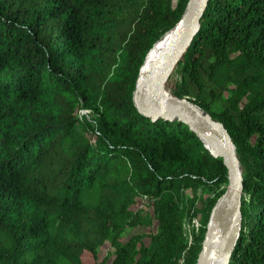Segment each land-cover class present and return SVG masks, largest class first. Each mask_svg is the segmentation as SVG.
<instances>
[{"label": "trees", "instance_id": "trees-1", "mask_svg": "<svg viewBox=\"0 0 264 264\" xmlns=\"http://www.w3.org/2000/svg\"><path fill=\"white\" fill-rule=\"evenodd\" d=\"M188 1L0 0V264H99L106 243L111 264L197 263L226 169L133 101ZM174 78L170 93L224 124L241 165L228 264H264V0H209Z\"/></svg>", "mask_w": 264, "mask_h": 264}, {"label": "water", "instance_id": "water-1", "mask_svg": "<svg viewBox=\"0 0 264 264\" xmlns=\"http://www.w3.org/2000/svg\"><path fill=\"white\" fill-rule=\"evenodd\" d=\"M208 1H188L180 21L172 29H176L174 35L154 65L146 75L140 76L139 73L133 101L138 112L151 120H176L185 124L214 159L222 160L228 183L211 210L196 264H211L215 258H220L222 264H228L240 232L242 217L243 173L235 145L223 123L214 120L190 101L173 96L167 88L172 73L199 32ZM205 143L212 149L209 150ZM217 241L219 244L215 247Z\"/></svg>", "mask_w": 264, "mask_h": 264}, {"label": "rangeland", "instance_id": "rangeland-1", "mask_svg": "<svg viewBox=\"0 0 264 264\" xmlns=\"http://www.w3.org/2000/svg\"><path fill=\"white\" fill-rule=\"evenodd\" d=\"M175 81H176V78L168 82L167 88L169 89V91L173 90ZM188 194H190V192H188ZM132 209L139 210L142 212L143 215L149 216L152 218V215H153L152 208L143 200H139L138 203L132 207ZM155 228H156V222L153 220L149 228L137 227V228L129 230L127 234L125 235H126V238H128L134 234H148L149 232L155 231ZM144 242L148 244L149 242L148 238H145ZM112 252L113 250L109 246L108 243H106L102 248H100L99 253H98L99 264H111L113 260ZM83 259L86 264H92V259L87 253L84 254Z\"/></svg>", "mask_w": 264, "mask_h": 264}, {"label": "bare ground", "instance_id": "bare-ground-1", "mask_svg": "<svg viewBox=\"0 0 264 264\" xmlns=\"http://www.w3.org/2000/svg\"><path fill=\"white\" fill-rule=\"evenodd\" d=\"M176 31V29L172 30L171 32L167 33L165 35V37L160 40L159 42H157L153 48L150 50V52L147 54L146 59L141 67V72H140V76H144L147 74V72L149 71V69L154 65V63L156 62L159 54L161 53V51L164 49V47L166 46V44L169 42V40L171 39V37L174 35V32ZM202 140L205 142V138L202 137ZM205 145L208 147L209 150H211V146L209 144ZM219 244V242H215V247H217ZM211 264H222V260L220 258H215L211 261Z\"/></svg>", "mask_w": 264, "mask_h": 264}, {"label": "built area", "instance_id": "built-area-1", "mask_svg": "<svg viewBox=\"0 0 264 264\" xmlns=\"http://www.w3.org/2000/svg\"><path fill=\"white\" fill-rule=\"evenodd\" d=\"M77 117L79 119H82V118L88 119L89 117H91V112L87 109H80L77 111ZM198 220H199L198 218H194L191 222V226L195 230H197L199 228V221ZM187 232H188V238L191 241L189 229H187Z\"/></svg>", "mask_w": 264, "mask_h": 264}]
</instances>
